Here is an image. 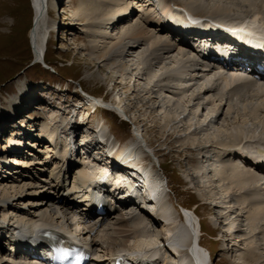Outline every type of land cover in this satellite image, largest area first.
<instances>
[{
  "label": "bare ground",
  "instance_id": "bare-ground-1",
  "mask_svg": "<svg viewBox=\"0 0 264 264\" xmlns=\"http://www.w3.org/2000/svg\"><path fill=\"white\" fill-rule=\"evenodd\" d=\"M33 1L36 14V25L34 30H32V32H34L33 36L35 39L33 43L35 46L34 52L37 58L41 60L45 56V41L47 39V36L52 35V32L57 30L59 27L57 23H49L50 21H48V17L52 16L55 10H50L48 4L49 0ZM74 1L75 0H71V2ZM176 1L183 4L186 10H189L197 15L207 16L209 18L221 20L225 23L229 22L231 23L229 24L231 26L241 21L240 19L224 20L223 17L220 16L226 15L221 12L223 11V9H218V7L215 10L207 11L206 8L201 4V0H191L189 4H187V0ZM155 2L156 0H80V5L75 11V16L79 18V21H84L83 26L88 30L86 33L87 36L91 38V41L93 40L92 38L95 39L92 42V48L96 53H98L97 55L99 59H102L106 62L114 60L115 58L117 59V55L120 53V51L119 53L116 52L118 54L112 52L114 51V49H117V46L119 47V45L122 44L125 40H127V42H125V44L123 43V51L120 53V56L125 53L126 49L137 51L138 48L144 45L148 47L151 52L152 50L157 52V54H155L154 59L158 60L161 58V56L163 57L169 55L170 53H172L173 50L175 51V49L177 48L181 49L182 46L183 49H186L190 54H194L196 56L194 58L191 57V62L195 63L197 61L201 65L200 70H203V72L205 71L204 73L207 74L211 72H219L222 76L227 77V87L242 83H248L249 86L247 87V89L252 91V93L257 89L261 90L258 94L255 93L254 96L264 95V77L262 82H251L250 78H252V76L248 74L245 75V73L242 71H228V69H226L224 66H221V64H218L213 60L210 61L208 59L200 58V52L196 49H193L190 44H188L187 42L178 41V39H176L177 33L175 32V30L164 26L157 19L158 11L155 6ZM251 3H257L260 7V9H258L254 12V14H252L253 17L251 20H253L254 18L257 19L261 12H264V0H236L232 3V5H235L236 7H241L243 5H250ZM168 7H170L171 11L174 13L171 2L168 4ZM138 10L142 11V16L136 19ZM172 12H169V14L172 15ZM244 18L241 19L243 20ZM129 19H131V21H129V25L127 24L128 27L124 26L121 30L118 31V29L120 28V24ZM196 22L198 25L194 24L193 22H190L191 24H185L181 27H187L199 31L201 29H204L209 30L213 33H219L224 31L229 33L228 29H217L210 25L208 27H203L202 24H200L201 19H197ZM250 24L256 25L254 23ZM262 25L263 24L258 25L257 29L264 33V27ZM241 27H244V25H242ZM249 29H251V27H249ZM114 31L118 32V42H116L115 44L112 43L114 44V46H110L111 44L108 43V40H113ZM231 32L235 33V31ZM209 37H211V35ZM30 38L32 39L31 36ZM193 40V42L195 43H200L201 47L214 49H207L211 53H214L216 50V41L214 38L207 39L197 36ZM50 41L51 38L49 42ZM219 43L221 42L219 41ZM221 45L223 44L221 43L218 46L217 50L221 49ZM225 46H228L227 49L232 48V45ZM36 50L38 53L36 52ZM152 53L154 54V52ZM235 53H237V48L233 47L232 50H227L226 54L228 56H232ZM184 55L186 54L184 53ZM226 67L231 66L228 65ZM171 78L173 77L170 76V79ZM206 82L208 81L206 80ZM208 84L210 85V82ZM148 85H151V82H149ZM216 90L217 86H205L204 93H210ZM25 91V87H21L19 89V93H16L15 96H13V98H18L19 100L23 99V102H25L26 104L24 107L25 109L23 111L29 110L30 106L27 105V101H33L32 98H34L32 97V93H29L28 95V93ZM87 93L91 92L87 91ZM136 93L137 95H141V93L153 94L154 89L150 88V90H148V88L142 87L139 88ZM26 96L28 97L25 98ZM103 97L106 99L107 96ZM155 97L156 96H154L153 98L150 97L146 102H144V105L149 107L148 104L151 101L154 102L155 99L157 100V97ZM222 98H224V96ZM105 99L94 98L92 99V102L103 103ZM199 99L200 96L197 95L195 100L198 101ZM226 101H229V99H227ZM33 102H35V99ZM73 104L74 105L70 108L75 107L76 103L74 102ZM119 106L121 108L123 107L121 105ZM154 108L157 109V106H155ZM228 108L230 111L234 109L232 105H229ZM0 109L2 110L0 114V125L2 124V122L9 121V128H7L9 130L11 128L15 129L14 134L9 138L8 141L15 145H25V148H23V150H7V152L1 153V157L4 158V162L6 161V163L3 165H1L0 163V264H40L36 257L31 256V259H23L24 256L20 254L21 259H15V257H11L10 254L5 253V234L19 223H35V226H48L50 229H54L58 227V225H74L75 228H78V230L81 231V235L84 234V236H86L87 238L90 237V239L92 240L93 249L96 250L97 248L98 250V252L96 251L97 253L95 258L97 260H101L97 262L99 264L101 262V264H107L111 260V258L115 257L114 255H121L124 254V252L128 253L130 249H137L138 251H142L144 250L145 246L147 248H150L151 246H155V243L159 242L157 240V237H153L156 226L157 228H162L164 224L167 223V221L173 216V213L171 211L166 210V208H164L166 205L164 207H159L160 210L156 213H149L141 209L137 204L138 202L129 201L127 203H119V205H117L115 201H112L108 203V206L104 210H102L101 213H99L96 212L97 210L95 211L92 208L87 207V205L82 204V199L87 195V193L78 195H76V193H72L76 191L80 186H83V182L85 184L90 179H92V176L97 175L104 177L106 181L111 182L116 186H119L121 188L124 187L127 193L131 191L135 198V201H140L143 205L146 206L147 209L146 204L149 203L147 199L151 198L154 200L159 198L160 193L157 189L159 188L158 186L161 185V181H157L158 179L154 178V181L156 182L158 187L157 189H154V186H151L152 181L149 180L150 178L144 177L151 175L149 173V170L152 169V164L148 163L147 165H145L141 160L143 156L146 157L147 151L140 136L139 138H134V140L130 143H125L123 147L119 148L117 147L116 143H108L107 141H102L101 147L103 153L95 156L93 153H90L88 151L87 143L80 142L77 144L76 136L80 135V132H78V130L79 128H81V126L88 125L87 122L83 124H66L64 126L66 128H64L63 131V127L61 126L58 129H52V126L49 123H41L36 121L32 122L34 123L32 127L23 130L22 128H16V122L10 121L14 120L15 118H18L22 112V110L16 112L15 116H13L12 118L10 117L12 116L11 114L14 109V104L10 102V99H7L4 102L0 101ZM83 109H85V107L80 109L79 111H77L78 109H76L74 115L83 112V116L85 113ZM161 109H163V107ZM262 109H264V105L254 106L253 117L258 119V116L255 114H258L259 111ZM122 111L124 113L128 112L126 107H123ZM68 114L69 113H67V117L70 118ZM109 115L113 116L114 112H109ZM220 116L221 115L216 117V122L219 120ZM189 117L190 116L187 115L184 117V119L186 121H189ZM163 119L164 118H162V120ZM69 122L70 120L67 122L62 121L61 123L65 124ZM98 123H100V125L97 126L96 129L92 130V128H90L92 131L91 134H94L95 137H97L98 134L102 131V127L104 125V123L102 122ZM186 125H189V128H192L193 125L196 124L192 123L190 120ZM207 126H209V123L207 124ZM203 128L204 127L197 126L195 127L193 132L196 134L204 133L207 128ZM2 129L4 130V128L0 126V134ZM34 131H36V134L33 133ZM37 131H39L40 134H37ZM186 135L175 136V133L168 132L167 139L169 140V138H171L173 140V138H175L176 140L181 141L180 146L188 148V150L192 153L202 152L200 153V155H202L200 157L201 161H199V158L198 162L196 161V164L193 166L200 167L201 165H203L201 166L200 170L198 167L195 168L196 171L194 176H197V179H199L200 176H214V178L212 177V180L210 179L212 182L213 180L218 181L222 176V181H220L221 183L224 181H228V184H230L229 182H231L233 190L236 189L238 192H241V194H246L247 191L250 190L255 193L254 194L252 192L255 196H261L262 194H264L263 162L258 160L260 162L257 163L253 160H250L249 158H246L248 153L242 149V145H239L240 141L237 142L233 138V140L229 143L218 142L217 145H222V149L224 146L226 151L224 153H221V156L219 157L218 153L213 157L209 153L210 151L207 146H204L202 149L198 147L192 148L191 137H188ZM79 145L83 146V154L85 155L86 159L82 157L79 158L77 156V152L79 151V149L76 150V148ZM254 146L258 147V150L260 151L262 157V155H264V144ZM132 149H134L133 154H130V151ZM79 154L81 153L78 152V155ZM243 156H245V158ZM249 156L255 158L254 160L259 159L253 154H249ZM9 158H16L18 160H15L13 162H21L23 165L15 167V164L11 163L12 161L7 160ZM230 158L233 161L230 160ZM237 159L240 160V163L236 161ZM220 160L223 161V163L221 161L223 166L219 170L215 167V162ZM98 161L104 162L105 164L99 170H97L96 167H93L94 162ZM114 162L121 164L123 167L120 168L118 166H114L115 168H112V164ZM242 162L244 163V165H241L243 164ZM158 163L162 173L165 174V177L167 178V181L170 185L169 187L173 190V187L171 186V180L168 176V173H166V169H164V166L161 161H158ZM210 185V187L207 186L209 188L207 190L209 191V193L212 192V195H210V197H216V199L214 200L215 203H207H210V206H212V208L214 209L215 207L219 206L218 203L220 201L217 200V195L213 194V191H216L217 194H219L220 189L218 188L217 183H210ZM145 186L147 187V190L144 191L145 198H142V195L139 194H141L142 188H146ZM236 190H234V193L226 192L227 194L223 202L226 203L225 200L227 198L233 200V198H235V196L237 195ZM71 193L73 195H71ZM223 195H225V193H223ZM210 197L208 196L207 200H212ZM241 197L244 199V195L240 196V198ZM240 198H238L237 200L240 201ZM250 198L248 203L245 201L244 202L249 205H254L255 203L258 204L263 201V199L259 197L253 199L252 197ZM220 199L221 197L219 198V200ZM179 203L183 206H188L190 208L192 206L190 204L187 205L185 202L181 201H179ZM240 203V205L243 204L242 201ZM262 205L264 204L257 205L256 209L253 210L254 212H252L247 219L249 222V228L253 233L252 236L259 237V234H261L262 240L264 242V206ZM53 206H55L56 209L55 213H53L52 210ZM155 206L156 204L154 200L151 208L154 209ZM226 207L228 208L229 206ZM239 207H237L235 211L239 210ZM127 209H130V212H128L129 216H126L123 213V211ZM135 209H137L138 212H136ZM198 209V204H196L195 207L191 210L186 209V217L188 220V224L184 222L178 223V221L176 220H173L172 223L173 225L178 224V230L181 235L180 237L182 238L181 241H183V244L187 245L189 248L192 245L191 250L196 258V262L205 263L207 261V264H210L208 256L202 251L199 246L200 243H205L204 245L210 247L207 242L204 241V238L201 236L203 233H205V228L202 215L198 212ZM239 215L243 216L241 213ZM219 217L221 220L225 218V216H223L222 214H220ZM163 230V228L162 230H160L161 236L159 238H162L161 241H163L165 234L173 232L169 230L168 233H165V230ZM220 230L222 231V237H220L222 241H232L234 239L233 235L236 231L235 228H222ZM141 236L144 238V241L148 243V245H137L139 244L138 240ZM224 236H226V238L228 239H225ZM132 241L134 243H132ZM99 246L102 247V250L99 249ZM164 249L168 252V254L170 253V258H167L168 261L165 259L164 255L160 253V248H153L152 250H149L147 256L148 260L154 261L155 256H158V259H156L157 262H155L156 264H163V262L164 264H174V262L176 261V257L174 255L175 253H173L172 255L171 250H169V248L166 247ZM260 250L262 251V249ZM250 252V256L247 257V260L250 263L264 264V253L262 254L260 252V254H257V252H255L253 248L250 250ZM243 257L245 258V255ZM189 258L190 256L184 258L181 257L179 259L181 260L180 264H190L191 260H189Z\"/></svg>",
  "mask_w": 264,
  "mask_h": 264
},
{
  "label": "rangeland",
  "instance_id": "rangeland-1",
  "mask_svg": "<svg viewBox=\"0 0 264 264\" xmlns=\"http://www.w3.org/2000/svg\"><path fill=\"white\" fill-rule=\"evenodd\" d=\"M234 1L236 0H201V4L207 11L215 10L218 7V9H223L221 12L226 15L220 16L224 20H238L252 15L260 9L257 3H251L250 5L242 4L243 6L236 7L232 5ZM186 2L189 4L191 0H187ZM48 4L50 10L55 9L54 14L49 16L50 18L48 17V21H50L49 23H57L59 27L52 32L51 41L47 44L46 58L50 60L52 65L49 70L35 61V49H33L30 42V36L33 39V43L35 40L33 36L34 32H32L36 25L34 1L0 0V91L12 89L14 83L22 79L23 83L27 85L32 84L34 88L38 89L39 93L40 91H44L43 98L49 96L47 101L53 103L51 105L50 103L36 102L35 100L31 105L27 101V105L30 108L27 113L19 117L16 128L23 127V129H29L34 125L32 122L36 121L49 123L50 125L54 123L53 127L56 124H62L61 121L67 122L70 118L67 117L64 110L66 108L70 109L74 105L75 99L80 98L82 101L86 99L83 101L85 103L89 101L85 95L87 91L99 97L107 96L106 98L110 100L109 105L115 99L118 105L127 108L128 112L126 115H122V117L115 114L113 116L108 115V119L113 121V123L105 127L108 130L110 129V131L107 132L103 125L102 131L97 137L91 134L92 131L88 125L81 126L78 130V132L81 130L80 135L76 138L77 144L80 142L87 143L88 151L97 156L103 153L101 147L102 141L117 144L119 142L118 139H120V144L124 145L140 136L147 151L146 157L143 156L142 158L147 159V163L152 164L154 170L152 173L156 176L159 175L158 178L161 180V184H165V176L158 163V161H161L173 187V191L168 190L167 193L173 199L175 212L162 227L165 233L171 230L173 220L178 221L181 216L182 209L179 201L192 205V208L198 204V212L202 215L206 230L203 236L204 241L213 248V252L215 251L214 253L212 252L214 258L213 264H253L247 260V257L250 256L249 253H251L250 250L253 248L257 254H260V252L263 254L264 242L261 234H259V237L252 236L253 233L249 228L247 218L254 212L253 210L256 209L257 205L264 204V194L255 196V193L251 190L247 191L246 194H241V192L234 189L237 194L235 196L236 199L227 198L225 200L226 203H224L226 194L228 192L234 193V190L231 182H229L230 184H228V181L220 182L222 181L221 176L218 181H212L213 183H217L220 189L219 194L213 191V194L217 195V200L220 201L218 203L219 206L215 207L216 209L214 208V210L210 206V203H207H215L216 197H210L212 192L209 193L207 190L211 186L210 183L213 184L211 180L214 176H200L199 179L196 178L197 176H194L195 168L198 167L200 170L201 166H203L193 167L202 156L200 155L202 152L192 153L188 148L180 146L181 141L175 138L173 140L169 138L168 140L167 135L168 132L175 133V136L187 134L186 136L191 137L192 148L198 147L202 149L204 146H207L210 151L209 153L213 157L217 153L219 157L221 153L226 151L224 146L223 151L222 145H217L218 142L229 143L233 138L237 142L240 141V143L263 145L264 109L255 114L258 116V119L253 117V107L264 105V95L254 96L255 93L258 94L261 90L257 89L253 93L250 90H246L247 92L230 91L229 87H227V77L222 76L219 72L207 73L208 75L204 73L205 71L200 70L201 65L196 60L195 63L191 62V59L196 56L190 54L182 46L181 49L177 48L169 55L161 56V60L158 59V61L154 59L157 52L152 50L153 54L144 45L138 48L137 51L126 49L125 53L120 56L123 46L127 42L125 40L123 41L124 44H120L112 52L118 54L120 51L117 59L115 58L106 62L99 59L98 53L92 48V42L95 39L92 38L93 40L91 41V38L87 36L88 30L83 26L84 21H79V18L75 16V11L80 5V0H75L74 2H71V0H49ZM263 13L261 12L257 19L254 18L250 23L255 24L261 20L264 21ZM141 16L142 11L138 10L136 19ZM129 21L131 19L121 23L118 31L124 26L128 27ZM261 24L264 27V22ZM117 33V31H114L113 40H108V43L111 44H109L110 46H114L118 42L119 35ZM170 76L174 80L173 78L170 79ZM56 82H62V85H57ZM149 82H151V85H148ZM209 82L210 85L217 86V90L204 93L205 86H210ZM222 83L224 85L220 86ZM142 87H146L148 90L150 88L154 89V93H141V95H137V90ZM197 95L200 96L198 100L199 105L198 101L195 100ZM33 96L37 97V94L35 93ZM154 96L157 97V100L155 97V100L153 99L154 102L151 101L148 104L149 107L144 105V102ZM223 96L224 98H222ZM32 99L34 101L35 97ZM227 99L229 101H226ZM229 105H232L234 108L232 111L229 110ZM155 106H157V109L154 108ZM162 107L163 109H161ZM1 111L0 109V114ZM89 113L86 112L84 115L86 116ZM187 115L190 116L189 121L191 120L192 123L196 124L192 128L186 125L189 121H186L184 117ZM219 115L221 116L216 122V117ZM95 118L101 119L102 116L98 112L91 116L92 120ZM162 118L165 120L163 119V121ZM208 123L209 126H207ZM2 124L6 125L4 122ZM197 126L207 129L204 133L196 134L193 131ZM2 131V135L0 134V151L7 148L8 136L11 135L6 130L2 129ZM33 133L36 134V131ZM37 134H40V132L37 131ZM230 160L232 159L230 158ZM199 161H201V158ZM221 161L215 162V167L219 170L223 166V161L222 163ZM236 161L240 163V160L237 159ZM104 165V162L98 161L94 162L93 167L99 170ZM241 165H244V163ZM163 188L167 190L165 185ZM222 189L225 190L223 191ZM243 195L244 199L240 198ZM208 196L214 202L207 200ZM220 197L221 199L219 200ZM250 197L252 199L259 197L263 201L258 204L249 205L247 203L251 199ZM238 198L241 200L238 201ZM241 201L243 202L242 205H240ZM226 206L229 207L227 208ZM236 206L240 207L239 210L235 211L237 209ZM52 210L53 213L56 212L55 206H53ZM123 213L126 215V212L123 211ZM240 213L243 216L239 215ZM220 214L225 216V218L221 220ZM162 228H157L156 226L153 235L154 238L157 237L159 242H162V238H159ZM222 228H235L237 232L235 231L232 241L225 240L219 245L217 240L222 237V231L220 230ZM224 238L228 239L226 236ZM132 243L134 242L132 241ZM138 243L137 245H148L142 236L138 240ZM99 249L102 250V247L99 246ZM160 253L164 255L166 260L170 258V253L168 254L165 249L164 251L160 250ZM244 255L245 258L243 257Z\"/></svg>",
  "mask_w": 264,
  "mask_h": 264
},
{
  "label": "trees",
  "instance_id": "trees-1",
  "mask_svg": "<svg viewBox=\"0 0 264 264\" xmlns=\"http://www.w3.org/2000/svg\"><path fill=\"white\" fill-rule=\"evenodd\" d=\"M50 61V60H49Z\"/></svg>",
  "mask_w": 264,
  "mask_h": 264
}]
</instances>
